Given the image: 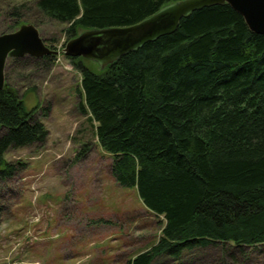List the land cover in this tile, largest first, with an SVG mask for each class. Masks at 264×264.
Masks as SVG:
<instances>
[{
	"label": "trees",
	"instance_id": "1",
	"mask_svg": "<svg viewBox=\"0 0 264 264\" xmlns=\"http://www.w3.org/2000/svg\"><path fill=\"white\" fill-rule=\"evenodd\" d=\"M177 1L37 0L4 16L7 33L28 16L38 29L46 19L67 25L69 41L81 31L131 27ZM56 59L25 56L6 68L30 64L49 72ZM68 59L81 74L80 110L98 124V143L112 157V177L164 222L158 241L127 264L180 261L212 246L247 259L246 250L264 246V35L226 4L190 13L173 34L102 71ZM36 112L6 77L0 180L27 168L7 161L10 150L47 142Z\"/></svg>",
	"mask_w": 264,
	"mask_h": 264
},
{
	"label": "rangeland",
	"instance_id": "2",
	"mask_svg": "<svg viewBox=\"0 0 264 264\" xmlns=\"http://www.w3.org/2000/svg\"><path fill=\"white\" fill-rule=\"evenodd\" d=\"M35 1L0 0V35L9 31L8 9L31 8ZM27 17L22 24L31 23ZM66 27L51 19L39 27L47 46L59 52L51 71L30 64L6 68L8 83L29 111L37 110L50 135L44 145L5 155L27 168L0 180V264H127L162 232V218L145 208L137 191L115 182L112 157L98 143V124L80 110L81 74L62 53ZM85 64L102 71L97 62L86 59ZM223 249H197L165 264L244 263V255ZM246 254L245 264H264V246Z\"/></svg>",
	"mask_w": 264,
	"mask_h": 264
},
{
	"label": "water",
	"instance_id": "3",
	"mask_svg": "<svg viewBox=\"0 0 264 264\" xmlns=\"http://www.w3.org/2000/svg\"><path fill=\"white\" fill-rule=\"evenodd\" d=\"M229 5L240 14L249 29L264 35V0H180L165 6L157 14L127 28L89 30L70 39L62 53L69 58H83L100 64L104 70L122 56L162 36L173 34L181 20L190 13L212 6ZM58 56L47 46L39 29L32 23L0 35V91L6 86L9 59L25 56Z\"/></svg>",
	"mask_w": 264,
	"mask_h": 264
},
{
	"label": "crops",
	"instance_id": "4",
	"mask_svg": "<svg viewBox=\"0 0 264 264\" xmlns=\"http://www.w3.org/2000/svg\"><path fill=\"white\" fill-rule=\"evenodd\" d=\"M49 214V213H48Z\"/></svg>",
	"mask_w": 264,
	"mask_h": 264
}]
</instances>
